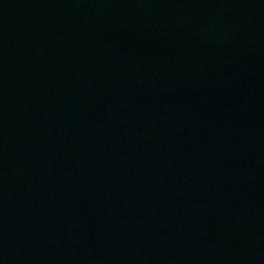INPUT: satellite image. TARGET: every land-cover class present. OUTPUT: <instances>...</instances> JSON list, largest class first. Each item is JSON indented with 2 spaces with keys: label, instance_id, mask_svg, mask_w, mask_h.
Masks as SVG:
<instances>
[{
  "label": "water",
  "instance_id": "95a60500",
  "mask_svg": "<svg viewBox=\"0 0 264 264\" xmlns=\"http://www.w3.org/2000/svg\"><path fill=\"white\" fill-rule=\"evenodd\" d=\"M0 264H264V0H0Z\"/></svg>",
  "mask_w": 264,
  "mask_h": 264
}]
</instances>
